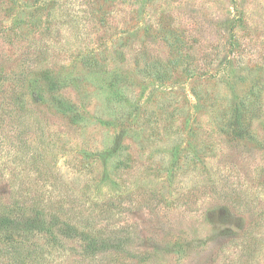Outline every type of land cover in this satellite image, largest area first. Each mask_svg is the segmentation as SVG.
Returning a JSON list of instances; mask_svg holds the SVG:
<instances>
[{
	"label": "rangeland",
	"instance_id": "obj_1",
	"mask_svg": "<svg viewBox=\"0 0 264 264\" xmlns=\"http://www.w3.org/2000/svg\"><path fill=\"white\" fill-rule=\"evenodd\" d=\"M17 197L127 243L0 264H264V0H0V213Z\"/></svg>",
	"mask_w": 264,
	"mask_h": 264
},
{
	"label": "trees",
	"instance_id": "obj_2",
	"mask_svg": "<svg viewBox=\"0 0 264 264\" xmlns=\"http://www.w3.org/2000/svg\"><path fill=\"white\" fill-rule=\"evenodd\" d=\"M47 73L46 75L49 76ZM48 83L51 89L57 86V81L53 78H50ZM52 98L54 99L53 106L58 113L77 114L73 110L74 105L65 98L56 96H52ZM234 123L242 134L244 125L238 112L235 114ZM5 209L6 211L0 213V241L18 242V244H14L11 252L14 256L22 255L20 248H24L22 244L24 241H30L32 237L40 235L46 236L48 241L52 239L54 244L59 241L62 243V239L65 241L69 238L77 239L82 242L84 251L90 255L104 254L108 251L121 252L127 243V237L119 235L118 231H113L109 235L104 232L100 234L90 227L72 223L70 219L61 217V210L56 204L44 205L43 201L36 198L29 201H24L19 197L13 198L7 203ZM16 237L21 240H16ZM31 251L33 252L32 248ZM7 263L18 264L14 263V260Z\"/></svg>",
	"mask_w": 264,
	"mask_h": 264
}]
</instances>
